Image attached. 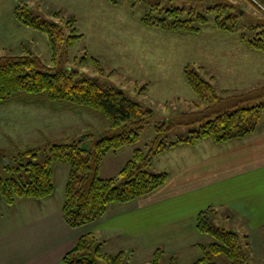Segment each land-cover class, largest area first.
Instances as JSON below:
<instances>
[{
	"label": "rangeland",
	"instance_id": "1",
	"mask_svg": "<svg viewBox=\"0 0 264 264\" xmlns=\"http://www.w3.org/2000/svg\"><path fill=\"white\" fill-rule=\"evenodd\" d=\"M251 1L257 4V9L247 0H118L116 3L107 0H0V31L6 33L0 35V42L10 43L8 51L0 49V55L31 52L50 67L58 64L66 68L75 66L84 75L100 77L105 83L123 89L142 105L147 111V123L138 139L116 151L107 152L100 162L99 175L114 177L132 158L136 148L144 151L148 149L155 140L156 126L163 123L168 126L163 139L169 143L187 137L190 131L203 124V121L195 120L199 115H188L203 110L208 102H200L187 83L184 72L186 67L199 72L222 97L241 95L264 86V78H261V83V72H258L264 67V53L248 48L247 42L240 35L244 33L247 37H254L264 30V6L260 5L261 0ZM19 3L26 4L33 16L61 26L68 25L67 20L74 19V27L82 36L76 39L71 48L58 52L53 60L45 33L23 25L17 28L11 25L12 20L16 22L12 17V8ZM215 4L232 5V13L239 14L237 32L215 27L218 13L207 10ZM174 7L186 9L181 18H188V11L195 9L204 14L207 21L199 31L184 33L142 22L143 15L148 11L153 16L172 20L174 16L165 10ZM68 29L64 27V30ZM84 56L87 58L85 64L80 61V57ZM93 58L98 61L97 65ZM252 84L254 86L250 87ZM225 90L228 94H225ZM260 101L264 102V91L255 100L242 103V106L249 108ZM261 120L264 121V110L260 113L258 124L262 123ZM107 124L101 115L82 108H64L57 104L54 109L39 101L0 104V177L4 174V159L19 150L42 146L47 141L71 137L77 139L79 136L82 138V146L88 148L92 137H85V134H99ZM181 144L188 143L180 142L162 154H155L150 171L164 170L169 177L183 173L182 170L188 168L190 163L182 160L191 155L181 153L182 149L178 146ZM195 154L203 155L200 148ZM42 160L43 154L40 153L38 161ZM67 170L66 164L53 165L58 191L55 198L63 196V187L61 190L58 187ZM24 176L27 178V175ZM170 178L167 177L166 181ZM31 201L16 205L13 208L16 210L13 212L14 217L10 216L9 219L2 211L6 208L0 210V226L30 215V211L40 205ZM208 207L214 209L213 206ZM210 222L233 230L240 236L248 235L253 262L264 264L263 227L250 230L237 211L226 212L222 209L214 211ZM212 241V237L205 234L193 239V244L184 243L177 247L163 244L143 248L138 238H120L112 240L102 250L112 254L123 251L124 262L127 264H151L157 249L162 250L158 264H171L172 258L175 264H193L204 256L200 245L194 244L198 242L207 245ZM97 242H101V239ZM200 264H230V261L220 254Z\"/></svg>",
	"mask_w": 264,
	"mask_h": 264
},
{
	"label": "trees",
	"instance_id": "2",
	"mask_svg": "<svg viewBox=\"0 0 264 264\" xmlns=\"http://www.w3.org/2000/svg\"><path fill=\"white\" fill-rule=\"evenodd\" d=\"M116 3L118 0H107ZM255 9L257 4L247 0ZM264 6V0L260 1ZM232 5L215 4L207 10H215L218 15L214 25L221 30L237 32L239 14H233ZM206 10V9H205ZM174 16L172 20L145 13L142 22L178 33L196 32L206 23L204 14L195 9L188 11V18L180 16L186 12L183 7L165 10ZM226 14H223V13ZM16 21L26 27L46 34L55 60L58 52L71 48L82 35L74 27V19L59 25L33 16L26 4L19 3L13 9ZM238 17V18H237ZM71 24H73L71 26ZM64 27L68 29L64 30ZM71 27V28H70ZM249 48L264 52V30L254 37L240 33ZM86 56L80 57L86 63ZM97 65L98 61L93 58ZM185 78L189 86L199 97L208 102L203 110L190 112L199 115L196 121H203L199 128L189 132L187 137L167 143L163 133L168 126L163 123L156 126L155 140L146 151L136 148L132 158L123 166L117 176L101 177L99 166L107 152L131 144L138 139L139 133L147 123V111L123 89L105 83L99 77H89L77 67H64L58 64L50 67L40 58L27 52L19 55H0V104L22 101H39L64 108H82L101 115L108 122L107 126L91 136L88 148L82 146V138H63L47 141L42 146L19 150L3 161L4 174L0 177V197L8 204H14L21 198L44 199L55 191L53 165L65 163L69 166L65 185L62 215L71 227H80L102 217L112 203H127L157 190L167 180L166 172L150 171L152 157L177 143L194 144L198 140L210 137L214 141L244 136L255 130L264 102L243 107L242 103L251 102L264 91V86L257 87L241 95L222 97L213 85L199 72L185 68ZM228 94L227 91H224ZM195 107H197L195 105ZM185 115V114H183ZM43 160L38 161L39 154ZM27 175V178H25ZM212 207L200 211L196 217L197 230L213 239L207 245L200 244L204 256L193 264L207 261L214 255H224L230 264H255L251 256L248 235L240 236L233 230L211 224L214 213ZM92 233L81 235L76 243L62 257L63 264H127L123 251L112 254L103 252L102 241ZM162 250L157 249L151 264H158ZM171 264H175L172 258Z\"/></svg>",
	"mask_w": 264,
	"mask_h": 264
},
{
	"label": "crops",
	"instance_id": "3",
	"mask_svg": "<svg viewBox=\"0 0 264 264\" xmlns=\"http://www.w3.org/2000/svg\"><path fill=\"white\" fill-rule=\"evenodd\" d=\"M11 25L17 28L21 24L12 20ZM2 34L6 33L0 31ZM9 45L0 42V49L6 52ZM258 72L261 82L264 67ZM261 122L253 132L226 141L205 137L194 144L178 145L182 154L191 155L182 160L190 163L183 173L171 178L168 175L170 179L163 186L141 199L112 203L102 217L80 227H70L62 215L69 166L58 187H63V196L55 198L58 191L53 172L55 191L44 199L21 198L8 204L0 197V210L6 208L2 211L8 219L22 202L33 200L40 204L30 215L1 224L0 264H63L64 254L85 233L101 239L102 249L120 238H138L143 248L163 244L177 247L205 235L197 230L196 217L208 206L215 211H237L250 230L264 228V121ZM199 148L203 155L195 154Z\"/></svg>",
	"mask_w": 264,
	"mask_h": 264
}]
</instances>
